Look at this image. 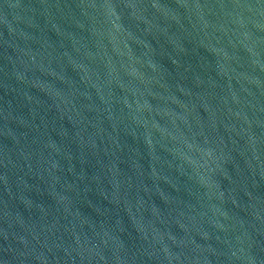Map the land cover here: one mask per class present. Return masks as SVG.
<instances>
[{"label":"water","instance_id":"water-1","mask_svg":"<svg viewBox=\"0 0 264 264\" xmlns=\"http://www.w3.org/2000/svg\"><path fill=\"white\" fill-rule=\"evenodd\" d=\"M0 264H264V0H0Z\"/></svg>","mask_w":264,"mask_h":264}]
</instances>
